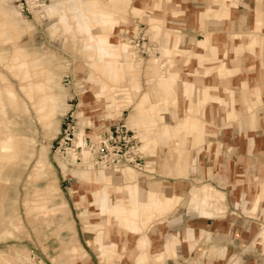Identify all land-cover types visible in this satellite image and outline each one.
Masks as SVG:
<instances>
[{
  "label": "rangeland",
  "instance_id": "obj_1",
  "mask_svg": "<svg viewBox=\"0 0 264 264\" xmlns=\"http://www.w3.org/2000/svg\"><path fill=\"white\" fill-rule=\"evenodd\" d=\"M118 1H126L125 10L102 18L99 12H86L85 0H50L29 17L15 0H0V146L5 144L11 153L4 155L0 148V264H171L176 257L162 245L181 243V235L172 233L167 221L187 188L178 183L189 184L191 209L203 219L224 209V195L203 185L199 168L215 159L207 135L216 131L218 119L237 122L250 115L256 121L255 111L263 103L254 90L264 95V80L252 78V71L243 73L236 62L243 55V66H257L262 53L260 49L255 55L257 39L212 34L179 49V34L168 30V18L182 16L186 0ZM206 13L190 11L188 17L204 22ZM230 16L223 9L222 17ZM106 19H111L108 24ZM84 22L90 29H82ZM101 27L108 32L101 33ZM141 32L162 43L160 59L142 58L131 47L128 38ZM98 33L119 48L121 56L107 60L124 65L117 82L105 75L104 67L99 70L102 51L86 48ZM255 74L259 76L258 69ZM205 82L209 86H202ZM71 113L78 121L77 145L81 137L94 138L126 122L145 154L143 171L106 170L87 154L83 163L74 165L62 156L58 142L64 118ZM157 178L183 193L168 197L145 190L142 195L141 181ZM135 188H140L142 210L151 201L159 202V208L133 217L139 232L121 250L122 229L110 224L112 236L104 254L100 206L111 189V208L134 209L124 192ZM188 233L193 234L189 239L195 238L193 230ZM145 240L148 245L138 250Z\"/></svg>",
  "mask_w": 264,
  "mask_h": 264
},
{
  "label": "crops",
  "instance_id": "obj_2",
  "mask_svg": "<svg viewBox=\"0 0 264 264\" xmlns=\"http://www.w3.org/2000/svg\"><path fill=\"white\" fill-rule=\"evenodd\" d=\"M85 2L86 12H99L100 16L109 18L118 10H125L126 1L120 2L122 7L118 0ZM95 4L98 5L96 9ZM183 4L182 16L168 18V30L179 34V49L195 46L212 34L213 37L225 35L230 40L254 37L258 50L255 55L260 49L262 52L257 58V66H243V55L238 56L236 64L243 73L252 71L251 77L255 80H264V0H186ZM52 8L50 11L55 13L56 7ZM223 9L230 12L229 18L222 17ZM73 10L76 11L77 7ZM190 11L209 14L203 15L204 22H196L188 17ZM103 30L108 32L101 27V33ZM157 43L162 50V43L159 40ZM231 54L235 55L234 52ZM255 69L260 72L257 77ZM208 83L201 85L209 86ZM254 91L261 93L263 103L255 111V122L250 115L228 123H224L221 117L217 120L216 131L207 135V140L215 148V159H209L207 166L199 168V177L203 179V185H211L224 195L223 211L213 218L203 219L198 211L191 209L189 184L178 183L187 185V188L183 200L167 219L171 232L181 233L176 259H172L171 264H264V95L259 89ZM205 92H202L203 97ZM141 184L142 195L145 190H154L168 197L183 193L182 189L175 190L176 185L164 178H157L155 182L141 181ZM189 230L195 232L194 239L187 237Z\"/></svg>",
  "mask_w": 264,
  "mask_h": 264
},
{
  "label": "built area",
  "instance_id": "obj_3",
  "mask_svg": "<svg viewBox=\"0 0 264 264\" xmlns=\"http://www.w3.org/2000/svg\"><path fill=\"white\" fill-rule=\"evenodd\" d=\"M48 2L50 0H15L21 13L27 17L33 16L35 12L43 11L48 6ZM128 42L142 58H161V48L157 41H151L146 32L129 37ZM63 124L64 130L58 142L57 151L74 165L83 163L84 155L87 154L96 166L106 170L132 167L143 171L146 167V157L141 150L140 141L126 122L120 121L110 127L107 132H97L99 135L96 138L86 135L81 145L76 143L79 140V132L74 113L65 116Z\"/></svg>",
  "mask_w": 264,
  "mask_h": 264
},
{
  "label": "bare ground",
  "instance_id": "obj_4",
  "mask_svg": "<svg viewBox=\"0 0 264 264\" xmlns=\"http://www.w3.org/2000/svg\"><path fill=\"white\" fill-rule=\"evenodd\" d=\"M50 10L52 11L53 8H51ZM109 21H108V19H106V21H104V23L108 24ZM111 21H114V19ZM82 25H83L82 29H84V30L90 29V25L87 22H84ZM98 35H99L98 38L92 37L90 39V42L87 44L86 48L87 49H96V50L102 51V56L100 57L102 65L99 67V70H103V67H104L105 70H103V71H104L105 75L113 78L115 80V82H117V80H119L118 78L120 75V71H121L122 67H124V65L121 64L120 62H118V63H112L109 61L107 62V60L112 59L114 56L119 58L121 56L119 48H116L115 45L108 43V41L106 40V37H103V35H101V34H98ZM98 45H100L99 48H98ZM191 89L193 90L194 88H191ZM11 94L14 96L13 91L11 92ZM145 99L148 100L149 98L145 97ZM52 101L55 102L57 100H56V98H52ZM40 102H43V101H40ZM50 105H51V103H50ZM51 108H52V106H51ZM52 109H54V108H52ZM46 113H48V112H46ZM97 136L98 135H96L94 138H96ZM83 141H84V138L81 137L80 143L78 145H81L83 143ZM0 148L2 149V151H1L2 154H4V155L11 154L8 146H6L5 144L1 145ZM139 189L135 188V189H130L128 192H124L125 195L127 197H129L132 200V203L134 204V209H132V210H128V209L124 208L123 205L114 206V208H111L114 193L112 194L113 191L111 189H109L107 201H106V203L101 204V206H100L101 207V210H100L101 216L99 215L100 221H101L102 225H104V227H105L104 233L106 234L105 238H104L105 242L104 243L102 242V244H100L101 249L103 250L104 254H106V249H107V244H108L107 242L109 241V239L112 236L111 235L112 230L109 227L110 224H113V225L115 224L114 226H118L122 229V230H120V233H119V242H118V245H119L120 250H121L124 247L131 245V243L133 241V238H132L133 235L136 234L137 232H139V228H136L137 226L135 225V221H133L134 220L133 217L136 218L138 213L139 214L150 213L152 210L159 208L158 207L159 202L153 201V203H152V201H151L152 204L150 202L147 204H144V209L142 210L140 207L141 206V199H140L141 197L139 195L140 194ZM150 199H151V197H150ZM179 234L181 235V233H178V235ZM192 235L193 234L187 233L188 238L191 237ZM158 236H159V234H155L152 236V238L154 239V241L156 243H158L160 240V238ZM174 244H170L168 242H165L162 245L163 249L165 250V252L170 257H176V255H177L176 254L177 246ZM147 245H148V240H145L138 247V250L142 249L143 247H145ZM138 261H140V262L144 261V257H139Z\"/></svg>",
  "mask_w": 264,
  "mask_h": 264
}]
</instances>
